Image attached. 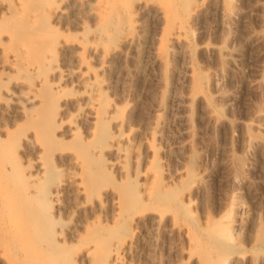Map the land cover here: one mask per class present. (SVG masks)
I'll list each match as a JSON object with an SVG mask.
<instances>
[{
    "label": "rangeland",
    "instance_id": "rangeland-1",
    "mask_svg": "<svg viewBox=\"0 0 264 264\" xmlns=\"http://www.w3.org/2000/svg\"><path fill=\"white\" fill-rule=\"evenodd\" d=\"M158 1L168 10L171 22L183 24L182 38L175 52L170 57L149 61L150 51L156 53L161 48L159 38L164 29L161 22L157 32L141 37L140 61L135 59V49L127 47L123 56L117 58L115 71L104 76L106 95L111 103L132 108L123 116L127 120L123 130L136 132L132 144L140 148L141 156L128 158L102 177L99 183L107 193L103 200L112 206V201L125 196L121 189L128 179H133L141 198L129 200L131 209L124 216L110 212L106 216L96 212L86 214L89 211L82 206L84 196L75 195L79 198L73 196L74 202L66 205L68 209L60 215L66 228L61 236L51 239L33 236L30 231L25 233L27 225H21L18 220L11 223V217L19 219L23 210L14 208L9 215L0 200V264H44V260L51 257L66 259L69 264H104L103 254L106 255L110 244L128 239L129 233L134 231L137 233L135 243L123 254V264H192L186 254L192 247L191 241L179 226L183 223L193 227L192 230L195 225L205 228L209 219L219 218L233 225L239 237L231 244L220 245L222 251L233 255L231 264H248L246 260L253 257V252L254 255L264 254V55H261L264 20L252 17L251 25H245L237 17L233 23L224 25L217 13H209L204 28L198 21L191 20L181 0ZM242 2L249 3L245 8L264 15V0ZM71 12L77 13L75 5ZM96 22V18H91V25ZM52 24L61 31H81L76 24L55 21ZM142 33L139 28V34ZM250 35L259 39L254 50L244 42ZM222 42L221 52L207 55L201 51L203 43L218 46ZM92 63L100 67L96 60ZM8 70L17 73L14 69ZM21 76L18 89L37 83L34 78L25 80L26 76ZM63 85L70 91L82 92L76 82ZM203 95L219 115L236 122L234 130L225 128L226 136L212 128L208 106L198 100ZM230 95L239 96L232 111L225 106ZM16 100L24 103L18 94ZM75 101L65 109L55 132L62 142L72 141L70 130H76L78 125L81 138L92 136V119H77ZM5 112L0 113V169L12 164L18 171L14 169L13 174L21 172L20 177L25 176L29 173L28 167H32L35 174L41 147L28 150L25 139L10 137L29 122L22 119L20 113ZM156 128L154 145L158 153L152 162V151L141 143L152 140ZM34 133L33 129L29 130L27 137ZM248 135L255 137L254 143L247 140L243 144V138ZM75 154L71 151L65 154L67 158L58 157L56 166L81 173L80 166L74 162ZM107 158L114 161V154ZM202 173L207 177L200 188L189 185ZM156 182V198H149ZM176 199L184 205H192L180 214L173 207ZM129 214L143 216L140 223L134 220L126 232L123 226L128 224ZM71 228L73 231L69 232ZM42 248L47 249L46 254ZM94 249L98 254L95 263L88 256Z\"/></svg>",
    "mask_w": 264,
    "mask_h": 264
},
{
    "label": "bare ground",
    "instance_id": "bare-ground-1",
    "mask_svg": "<svg viewBox=\"0 0 264 264\" xmlns=\"http://www.w3.org/2000/svg\"><path fill=\"white\" fill-rule=\"evenodd\" d=\"M181 1L191 20L198 21L204 28L205 17L209 13H217L224 25L233 23L237 17L245 25H251L249 19L252 17H262L264 20V15L245 8L249 3L243 4L242 0ZM72 5L76 6L77 13L71 12ZM0 8V113H20L22 119H26L29 124L14 135L10 134V137L14 140L25 139L28 150L41 147L35 174L32 167H28L29 173L25 176L22 174L20 177L21 172L13 174L15 168L12 164L0 169L2 205L9 215L14 208L23 210L19 219L11 217V223L18 220L21 225H27L25 233L30 231L36 237L51 239L56 235L61 236L66 227L60 215L74 202L72 197L75 195L84 196L82 206L86 212L89 211L86 214L96 212L107 216L110 212L112 215L124 216L131 209L129 200L138 201L142 196L132 182L133 179L127 180L121 189L125 196L112 201V206L104 202L103 196L107 193L99 182L104 175L109 174V170L123 165L128 158L138 159L141 151L132 144L136 139V132L132 129L128 132L123 130L127 126V120L123 116L132 108L118 107L111 103L106 95L104 76L115 71L117 58L123 56L127 47L135 49V59L140 61L141 37L157 32L161 22L164 23L163 34L159 38L161 48L156 53L150 51L149 61L170 57L182 38L183 24L171 22L168 10L158 0H0ZM91 18L97 19L96 25L90 24ZM53 21L76 24L81 31H61L52 24ZM139 28L143 31L142 34H139ZM244 42L254 50L259 39L256 35H250ZM221 44L217 46L203 43L201 51L207 55L221 52L224 43ZM163 53L165 54L162 56ZM93 60H96L100 69L93 65ZM234 61L238 64V59L235 58ZM8 69H14L17 73ZM221 70L225 74V69ZM21 74L26 76L25 80L34 78L37 83L18 89ZM214 80L217 82L216 78ZM69 81L76 82L82 92L65 89L63 84ZM17 94L24 99V103L16 100ZM238 97H227L225 106L228 110H233ZM74 100L77 119L91 117L92 136L81 138L78 125L76 130H70L72 141L62 142L55 132L65 109L68 110ZM198 100L208 106L207 115L213 129L222 133V136L226 127L234 130L236 122L219 115L209 104L206 95L200 96ZM116 125L118 127L113 131ZM31 129L35 133L32 137H27ZM157 131L158 128L155 129L152 140L141 143L148 145L152 151V162L158 153L154 145ZM88 133H91L90 129ZM247 140L254 143L255 137L248 135L243 138L242 143L245 144ZM71 151L76 152L74 162L80 166L81 173L61 170L56 166L55 160L58 157L67 158L65 154ZM110 154H114V161L107 158ZM206 177L205 173L198 174L189 185L200 188ZM156 185L157 182L149 193V198H156ZM191 205H184L180 199H176L173 207L182 214ZM142 216L129 214L128 224L123 226L126 232H129V226L134 220L140 223ZM179 227L191 241L192 247L186 254L192 264H231L233 255L222 251L220 245L231 244L239 237L228 221L223 218L209 219L205 228L195 225L194 230L183 223ZM71 231L72 228L69 232ZM136 234V231L130 232L128 239L112 242L106 255L103 254L105 262L123 264V254L135 243ZM42 249L46 254L47 249ZM97 255L96 249L88 253L94 263ZM246 262L264 264V254L254 255L253 252V257ZM44 264L69 263L66 259L51 257L44 260Z\"/></svg>",
    "mask_w": 264,
    "mask_h": 264
}]
</instances>
